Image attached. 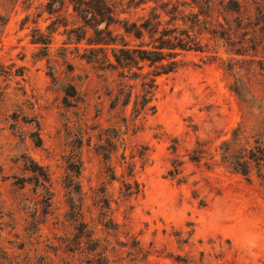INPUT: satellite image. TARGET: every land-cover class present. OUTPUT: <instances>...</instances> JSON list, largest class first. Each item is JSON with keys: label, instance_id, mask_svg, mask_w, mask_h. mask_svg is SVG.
Returning <instances> with one entry per match:
<instances>
[{"label": "rangeland", "instance_id": "obj_1", "mask_svg": "<svg viewBox=\"0 0 264 264\" xmlns=\"http://www.w3.org/2000/svg\"><path fill=\"white\" fill-rule=\"evenodd\" d=\"M206 1L201 48L134 119L67 0H0V264H264V21Z\"/></svg>", "mask_w": 264, "mask_h": 264}, {"label": "trees", "instance_id": "obj_2", "mask_svg": "<svg viewBox=\"0 0 264 264\" xmlns=\"http://www.w3.org/2000/svg\"><path fill=\"white\" fill-rule=\"evenodd\" d=\"M61 1L48 0V6L51 9L55 3ZM151 1L128 0L125 9L117 13L114 4L109 0H67L73 13L85 27V30L71 29L69 33L82 32L83 38L75 35L76 41H80L87 37L88 30L93 31V36L87 38L90 48L86 62L104 73L117 75V89L110 108L114 110L120 106L125 109L132 102L134 119L155 112L153 98L157 89L156 78L176 71L181 65L184 53L199 51L201 29H205L212 19L213 4L210 1L191 0V3H181L175 0L172 3L167 0L149 6ZM220 5L226 12L236 15L237 29H245L240 27L243 24L255 27L252 15L256 22L264 21V5L254 3V13L248 11L246 16L243 5L237 0H228L226 4L222 1ZM183 6H187L189 12ZM194 7L198 9L197 13L193 12ZM137 9L143 12L137 19L120 18L121 14H129L131 10ZM146 9L148 10L145 11ZM217 24L220 25V22ZM34 41L45 48L51 43L50 39ZM239 43L240 46L234 52L236 55H240L239 51L243 48V43ZM145 69H148L146 73ZM258 153L256 158L263 160L261 149ZM244 164L243 174L246 175L248 167ZM181 165L182 163L175 161L169 175L174 177L180 174ZM134 186L136 191L132 192V185L126 184V195L139 193L136 183Z\"/></svg>", "mask_w": 264, "mask_h": 264}]
</instances>
